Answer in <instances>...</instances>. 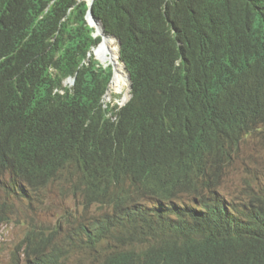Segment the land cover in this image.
<instances>
[{"label": "trees", "instance_id": "16d2710c", "mask_svg": "<svg viewBox=\"0 0 264 264\" xmlns=\"http://www.w3.org/2000/svg\"><path fill=\"white\" fill-rule=\"evenodd\" d=\"M89 2L0 0V227L55 183L83 205L73 233L32 227L23 264H264V184L224 191L264 103V0H95L122 108Z\"/></svg>", "mask_w": 264, "mask_h": 264}, {"label": "rangeland", "instance_id": "374dc122", "mask_svg": "<svg viewBox=\"0 0 264 264\" xmlns=\"http://www.w3.org/2000/svg\"><path fill=\"white\" fill-rule=\"evenodd\" d=\"M110 45L119 47L118 41L114 42L113 39H111ZM99 62L104 66L101 61ZM109 67L114 68L113 65ZM66 85L72 86L73 81H66ZM121 98V94H114L112 101L120 106L118 102ZM105 101L111 102L106 99ZM257 138V144L246 142L247 146H256L250 151L252 155L251 168H247L248 172L243 175L229 176L224 184V191L232 197L248 190L247 185H244V177L251 179L257 177L264 180V133L258 134ZM1 182L0 177V197L4 195ZM236 187H240L239 192L236 191ZM32 195V200H17L15 214H12L10 220L0 227V264H23L24 254L20 243L32 227L37 229L55 228L63 223L64 229L73 233L75 230L77 231L79 222L83 220L82 201L71 192L66 184L55 183L46 189L32 191ZM99 213L98 209L96 214L88 212L89 221H93ZM98 259L99 257L90 263L85 253L77 252L70 255L64 264H96Z\"/></svg>", "mask_w": 264, "mask_h": 264}, {"label": "clouds", "instance_id": "9594fccd", "mask_svg": "<svg viewBox=\"0 0 264 264\" xmlns=\"http://www.w3.org/2000/svg\"><path fill=\"white\" fill-rule=\"evenodd\" d=\"M90 23V21H89ZM93 27V26H92ZM97 35V33H96ZM107 35V34H106ZM97 36H100V35H97ZM111 36V35H110ZM102 37V36H101ZM103 39V38H102ZM117 41V40H116ZM120 50V49H119ZM121 52V51H120ZM120 62H121V58H120ZM122 63V62H121ZM124 64V63H123ZM124 66L126 67V65L124 64ZM106 67V66H105ZM114 67V66H113ZM127 69V68H126ZM113 71H114V68H113ZM128 71V70H127ZM128 74H130L128 72ZM131 75V74H130ZM113 77H114V73H113ZM113 77H112V80H113ZM132 77V76H131ZM71 80V79H70ZM111 80V82H112ZM129 80H130V77H129ZM73 81V80H72ZM110 82V84H111ZM130 84H131V81H130ZM133 84V82H132ZM109 88H110V85H109ZM129 88H130V85H129ZM131 90V89H130ZM133 90V89H132ZM109 91V90H108ZM108 93V92H107ZM107 96V95H106ZM105 96V98H106ZM131 100V98L125 103L127 104L129 101ZM113 104H114V101H112ZM125 105H120V108L124 107ZM251 109L257 114L258 116V121H257V124L256 126L246 134V136L244 137V140H243V145L241 147V152H240V155L239 157L237 158V160L231 165L230 169H229V173L227 174L226 178H225V182L227 181V179L229 178V176L233 175V174H238V175H243V173H246L248 172V169L247 168H251V164H250V161L251 160V154H250V151L255 149L256 146H247L246 145V142H252L253 144H257L258 143V138H257V135L260 134V133H264V103H261V104H257V105H251ZM246 179H249V180H252L251 178H245L244 177V180H245V184L244 185H247L246 184ZM254 179V178H253ZM256 179L261 182V184H264V180H260L259 178L256 177ZM260 184V186H261ZM240 187H236V191L239 189ZM227 194V193H226ZM236 194V192H235ZM244 195V192L242 193H239L238 195ZM228 195V198L229 200H233L235 198H233L232 196H230L229 194ZM237 195V196H238Z\"/></svg>", "mask_w": 264, "mask_h": 264}, {"label": "bare ground", "instance_id": "6f19581e", "mask_svg": "<svg viewBox=\"0 0 264 264\" xmlns=\"http://www.w3.org/2000/svg\"><path fill=\"white\" fill-rule=\"evenodd\" d=\"M89 15H90L91 21L97 27L98 33H101L102 30L99 28L100 24L95 23L93 21V19H92V15L91 14H89ZM193 20H195V19L193 18ZM111 39L114 40V37H112L110 35H104V37H103V42H104V47H103V51H102L103 56H108V58H109L108 59V62H109L108 64L109 65H113L114 69H115L114 77H113V80H112V82L110 84V88H109V91L107 93L106 100L107 101H112L113 100L112 93L116 92L115 94H121L122 95V98L119 100L118 103L120 105H123L130 98H132L133 95H132V91L129 88L130 80H129L128 71H127L126 67L120 63V51L119 52L115 51L113 49V45L112 46L110 45ZM111 47H112V51H111ZM244 183H245V181H244ZM238 192H239V189H238Z\"/></svg>", "mask_w": 264, "mask_h": 264}, {"label": "water", "instance_id": "95a60500", "mask_svg": "<svg viewBox=\"0 0 264 264\" xmlns=\"http://www.w3.org/2000/svg\"><path fill=\"white\" fill-rule=\"evenodd\" d=\"M94 1H95V0H92L91 2H89L90 10H89V12H88V15L91 14V15H92V19H93V21H94L95 23H97V24H101V25H102V27H103V31H102L101 33H99L98 35L102 36V38H103L104 35H106L105 27H104L103 23H102L101 21L97 20V19L95 18L94 14H93L92 6H93V2H94ZM88 21H90V20L88 19ZM90 25L93 26L94 24H93L92 22H90ZM111 36L114 37V38L118 41V43H119V49H120V51H121V47H122V43H121V41H120L116 36H113V35H111ZM120 58H121V52H120ZM129 77H130V81H131L130 89H131V91H132V89H133V84H132V77H131L130 74H129ZM124 105H126V104H124Z\"/></svg>", "mask_w": 264, "mask_h": 264}]
</instances>
